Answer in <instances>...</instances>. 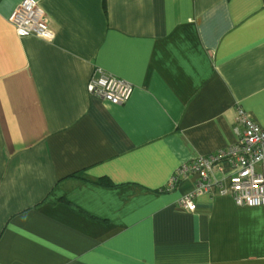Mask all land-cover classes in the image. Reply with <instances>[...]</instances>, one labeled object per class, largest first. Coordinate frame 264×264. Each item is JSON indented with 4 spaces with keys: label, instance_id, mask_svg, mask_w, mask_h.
<instances>
[{
    "label": "crops",
    "instance_id": "0c3cea01",
    "mask_svg": "<svg viewBox=\"0 0 264 264\" xmlns=\"http://www.w3.org/2000/svg\"><path fill=\"white\" fill-rule=\"evenodd\" d=\"M22 1L0 0V264H264V206L169 189L240 109L264 127V0H34L53 42L17 36ZM97 69L124 107L88 93Z\"/></svg>",
    "mask_w": 264,
    "mask_h": 264
},
{
    "label": "built area",
    "instance_id": "2783aa9c",
    "mask_svg": "<svg viewBox=\"0 0 264 264\" xmlns=\"http://www.w3.org/2000/svg\"><path fill=\"white\" fill-rule=\"evenodd\" d=\"M8 21L19 38L35 35L53 42L57 35V31L46 20V13L34 0H23ZM133 92L134 87L129 82L102 69L93 73L88 84L91 96L118 107H124ZM239 121L243 130L236 144L178 167L169 183V189H175L179 182L189 177L195 178V184L190 194L176 202L177 210L196 211V199L203 195H230L239 207L264 206V174L258 172V166L264 162V127L241 109ZM223 162L231 163L236 173L223 182L214 181L213 172Z\"/></svg>",
    "mask_w": 264,
    "mask_h": 264
},
{
    "label": "trees",
    "instance_id": "16d2710c",
    "mask_svg": "<svg viewBox=\"0 0 264 264\" xmlns=\"http://www.w3.org/2000/svg\"><path fill=\"white\" fill-rule=\"evenodd\" d=\"M110 183H109V181H107V180H102V181H100V185H102V186H104V187H106L107 185H109Z\"/></svg>",
    "mask_w": 264,
    "mask_h": 264
}]
</instances>
